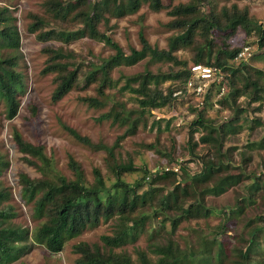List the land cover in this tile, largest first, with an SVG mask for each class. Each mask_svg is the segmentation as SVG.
Segmentation results:
<instances>
[{
  "label": "trees",
  "instance_id": "16d2710c",
  "mask_svg": "<svg viewBox=\"0 0 264 264\" xmlns=\"http://www.w3.org/2000/svg\"><path fill=\"white\" fill-rule=\"evenodd\" d=\"M217 2L188 0L170 4L168 15L172 18L165 25L177 32L169 37L167 47L150 44L140 30V47H130L128 53L113 40L111 34L101 31L99 24L103 22L107 25L112 17L133 14L143 4L153 11H159L166 8L164 0H43L41 5L46 16L30 15L28 31L35 32L41 41L52 39L54 35L67 44L89 37L103 41L114 50L108 57L88 61V65H84L83 57L71 48L45 46L42 49L46 54L42 73L54 74L56 85L51 96L54 101L62 99L75 86L84 88L95 83L96 96H86L82 100L87 101L89 106L102 107L110 98L105 89L118 87L119 79L111 76L115 67L133 65L148 58L151 62H172L177 68L157 73L145 69L141 73L124 76L123 84L117 89L137 94L140 110H136L135 116H132L122 102H115L100 115V119H110L112 123L125 126L124 132L112 145L94 144L88 137L64 126L77 141L104 149L105 164L113 178L109 184L98 167L92 169L93 180L88 181L79 162L70 155L67 165L73 177L68 178L55 169L53 159L46 154L42 144L26 140L17 129L12 131L13 146L24 155L23 159L29 165L40 172V176L18 175L20 199L30 206L31 218L35 222L31 228L13 222L15 212L5 202L9 192L0 179V264H10L34 245H41L50 253H58L68 240L109 220L113 221L112 234L100 235V242L79 241L72 245L73 252L77 254L73 264H264V212L244 223L245 228L251 227L245 230L246 234L229 233L235 231V220L244 211L241 205H236L235 210L224 211L225 219L211 229L209 239L197 237L196 248H182L173 238L182 221L210 214L204 201L205 195H220L237 183L255 176V179H259V175L253 171L246 173L242 168L231 169L227 155L222 153V146L227 135L236 133L240 128L237 126V129L234 121L242 116L245 107H237V99L248 95V105L260 101L256 110L264 101V82L259 83L264 72L245 60L237 65L233 61L242 46L252 47L246 39L252 33L257 48L264 50V23L253 19L245 6L240 8L231 4L218 8ZM8 12L7 6L0 7V23L6 25L9 22L11 18ZM51 21L57 22V25L51 26ZM64 23L71 27L62 25ZM237 32L244 35L241 44L234 43ZM0 38H3L0 43L2 47H19L16 27L6 26L0 31ZM183 47L193 50L192 63L219 67L225 73L227 87L220 95V82H214L207 93L195 98L196 102H201L200 108L190 105L197 115L189 122L187 145L191 159L199 163L198 172L188 174L182 162L171 165H178L179 171L176 172L172 168L165 170L164 166L150 170L146 165L140 167L132 165L129 160L121 161L116 152L119 141L126 135L135 134L139 124H146V118H143L146 113L154 110L161 113L163 107L173 109L176 101L172 95L174 90L181 88L185 92L188 66L185 60L178 59L174 54ZM14 64L11 57L0 59V99L4 100L7 119L17 114L20 95L25 92L23 78L15 70ZM84 68L86 70L83 72ZM81 73L84 74L82 77ZM167 81L169 83L164 89L162 84ZM213 102L219 104V109L228 106L232 109V115L227 120L222 118L215 126L213 120L205 117L208 103ZM153 117L151 127L157 126L160 130L159 119ZM169 122L166 121V128ZM255 122L264 126V121L256 119ZM255 127L254 123L251 129ZM200 128L205 132L199 140H194V133ZM200 143L205 146L204 152H195ZM147 147L154 148V145L150 143ZM243 147L242 156L250 157L254 149L264 147V137ZM234 149L235 146H229L226 151L229 154ZM7 167L8 161L0 157V178ZM130 171H141L142 174L135 181L128 182L123 179V174ZM254 186L260 190L264 184L261 186L253 182L250 187ZM193 189L196 192L193 193ZM147 222H150L148 227L145 226ZM167 224L170 229H167ZM143 232L149 233L148 246L155 258L144 249L135 250V260L125 250H116L134 242Z\"/></svg>",
  "mask_w": 264,
  "mask_h": 264
},
{
  "label": "rangeland",
  "instance_id": "374dc122",
  "mask_svg": "<svg viewBox=\"0 0 264 264\" xmlns=\"http://www.w3.org/2000/svg\"><path fill=\"white\" fill-rule=\"evenodd\" d=\"M43 0H0V7H8V15L11 18L8 23H0V31L6 26L16 27L19 34V47L8 48L0 46V59L11 57L15 62L14 68L18 71L24 81L25 92L20 95V103L17 114L7 119L5 116L4 100L0 99V157L8 161V167L2 172L1 183L8 189L9 195L5 202L12 206L15 212L12 218L13 222L28 226L31 228L35 222L31 218V208L26 205L19 194L18 175L25 173L35 178L40 176V172L32 165H29L23 158L24 155L17 151L13 146L12 131L17 129L26 140L42 144L44 151L50 155L54 162V167L60 173L68 178H72V172L69 169L68 157L72 156L81 165L85 177L88 181L93 180L92 169L98 167L105 176L108 184L113 181L112 175L105 164L106 152L104 149L93 148L89 145L77 141L64 126H68L79 134L86 136L94 143H103L112 145L117 137L124 132L125 126H119L112 123L110 119H100L103 112L108 111L115 102H122L125 110H129L132 116H135L139 109L137 94L130 91H119L117 88L123 84L124 76L143 72L145 69L153 73L166 72L177 68L172 62H151L148 58L141 59L137 63L129 66L121 65L111 71L113 79H119L117 88H106L105 92L110 95L108 101L102 107L89 106L87 101L82 98L86 96H96L95 83L89 86L73 87L62 99L54 101L52 92L55 88V82L51 73H42L45 64L46 54L42 49L47 45L59 46L73 49L77 54L83 57V64L88 65V61H99L114 53V50L103 41L94 40L89 37H82L63 43L53 35L52 39L41 41L36 37L35 32L28 31V25L31 21V14H46L41 3ZM164 0L166 8L159 11L151 10L147 4H143L135 13L121 18H110L107 25L101 22L99 29L111 34L125 52H129L130 47L139 48V31L142 30L144 36L150 44L157 45L160 48H166L169 37L177 32L175 29H168L165 24L172 18L168 15L170 4H176L180 1L188 0ZM218 8L236 4L238 7H247L249 14L259 23H264V0H217ZM57 25V22L51 21L50 25ZM71 27L69 24H62ZM198 37V35H196ZM244 38L243 33L237 32L234 43L241 44L240 40ZM251 47V56L246 59L233 60L237 65L240 61H247L254 68L261 69L264 72V50L257 48L254 34L247 35L246 38ZM3 38H0V43ZM259 55H255L258 54ZM174 54L180 60L186 61V66L192 63L193 50L188 47L180 48ZM255 55V56H254ZM81 60V58H78ZM86 68L82 71L84 72ZM252 74V72H251ZM84 74L81 73V77ZM82 80V79H80ZM264 82V75L259 83ZM168 81L162 84L163 88L168 85ZM241 82L238 81V85ZM248 95H242L237 99V107H245L242 116L234 121V125L240 126L236 133H229L223 144V154H226V160L230 163L231 169H243L246 173L251 171L259 175V179H248L237 183L235 187L226 189L220 195H205V204L209 208L210 214L207 217L184 220L176 229L173 238L178 241L182 248L190 246L198 247V236H204L209 239L211 232L225 217L224 211L235 210L236 205L243 206V213L235 220V231L229 232L233 235L246 234L251 227L245 228L244 223L252 220L264 212V187L258 190L256 186L250 187L253 182L259 185L264 184V147L261 150L254 149L252 156L243 157L241 150L243 145H249L252 142H259L264 137V126L262 123H256L255 120L264 121V101L247 103ZM195 100L178 99L174 102V108L163 107L160 111L146 113V124H139L136 133L126 135L119 141L116 148L117 155L121 161L129 160L132 165L144 166L148 169L156 167L171 166L174 162H182L186 166V172L190 175L197 173L199 163L191 159L187 145L189 122L196 117V111L191 109L190 105L195 104ZM208 103L205 117L213 120V125H217L220 120H226L232 115L230 107L219 109L216 102ZM217 104V105H215ZM212 106V107H211ZM235 107V106H234ZM219 109V110H218ZM160 114V115H159ZM154 116L159 119L160 130L157 126L151 127ZM170 120L168 128L166 121ZM255 123V129L251 126ZM260 124V125H259ZM238 129V127H237ZM205 130L200 128L194 133V140L204 134ZM153 144L154 148L147 147V144ZM229 146H235L236 149L227 153ZM205 146L200 143L195 152H204ZM129 158V159H127ZM225 160V159H224ZM226 162V161H224ZM229 168V170H230ZM157 170V169H156ZM239 170H236V172ZM221 174L224 172L220 171ZM141 171H130L123 174V179L128 182L135 181ZM184 175V173H182ZM188 182L189 179H187ZM196 190L193 189V193ZM205 191L202 193L204 194ZM244 200V201H242ZM150 222L145 224L146 227ZM156 226L157 223L154 222ZM167 229L170 225L167 224ZM253 226V224L251 225ZM113 221L102 222L94 228H90L81 233L78 237L68 240L63 249L58 253H50L41 245H34L28 252L22 254L18 259L10 264H73L77 254L73 252L72 245L79 241L89 243L100 242V235L112 234ZM152 228V227H151ZM247 229V230H246ZM246 230V231H245ZM148 236L143 232L134 242L127 243L116 250H125L131 257L136 259V249H144L149 252L152 258L155 255L150 253L148 246ZM230 237H233L230 235Z\"/></svg>",
  "mask_w": 264,
  "mask_h": 264
},
{
  "label": "built area",
  "instance_id": "2783aa9c",
  "mask_svg": "<svg viewBox=\"0 0 264 264\" xmlns=\"http://www.w3.org/2000/svg\"><path fill=\"white\" fill-rule=\"evenodd\" d=\"M250 50L251 47L249 45L242 46V49L234 57V60H241L243 58L246 59L247 57L251 56ZM188 70H189V77L184 85L185 92L183 93L181 88H178L174 90V92L172 93V95L176 98V100L184 99L186 97L187 100H191V98L195 100L197 96L207 93L209 91V88L211 87V84L214 82L216 83L220 82V90H219L220 95L226 91L227 87L225 85V73L222 72V70L216 65L207 64V63H191L188 66ZM194 102H195L194 104L195 107L200 108L202 106L201 102L198 103L196 102V100ZM154 111H152V113ZM169 168H172L176 172L179 171L178 165H173L170 167L164 166L165 170H168Z\"/></svg>",
  "mask_w": 264,
  "mask_h": 264
}]
</instances>
